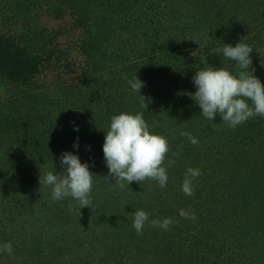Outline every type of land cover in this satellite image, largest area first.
Returning <instances> with one entry per match:
<instances>
[{"label": "trees", "instance_id": "1", "mask_svg": "<svg viewBox=\"0 0 264 264\" xmlns=\"http://www.w3.org/2000/svg\"><path fill=\"white\" fill-rule=\"evenodd\" d=\"M240 42L264 83V0H0V264H264V117L231 128L189 95L202 68L239 71L209 52ZM137 112L168 140L164 188L105 179L111 118ZM64 152L90 165L89 207L39 183ZM139 209L175 222L138 235Z\"/></svg>", "mask_w": 264, "mask_h": 264}, {"label": "clouds", "instance_id": "2", "mask_svg": "<svg viewBox=\"0 0 264 264\" xmlns=\"http://www.w3.org/2000/svg\"><path fill=\"white\" fill-rule=\"evenodd\" d=\"M253 50L250 45L242 42L236 46L223 44L220 49L210 50L209 54L220 55L222 53L225 58L235 62L239 71L233 74L225 68L210 66L196 72L193 83L197 91L189 95L202 109L204 117L214 121L219 114L221 120L231 128L245 123L254 116L264 117V83L255 75L256 68L253 67L250 55ZM260 54L264 57V54ZM260 64L264 66V58L260 60ZM128 84L132 91L139 94L144 86V82L137 76L133 80H128ZM140 99L142 107L147 109L148 105L153 102L150 96L140 95ZM76 130L78 131V128ZM105 132L103 152L109 169L108 175L105 176L108 182L110 178H114L116 181L114 185L121 189L125 188V181L129 186L133 181L141 184L146 179L157 181L161 188L167 186L169 176L166 167L162 165L169 152V143L164 136L150 133L143 113L113 115L110 128ZM181 135L187 137L193 145L199 143L198 139L189 132H182ZM74 147L78 149L79 144H74ZM172 155L179 154L173 153ZM59 160L65 169L62 175L49 171L40 176V185L53 186L54 200L72 197L78 202L80 209L89 207L94 177L89 170L90 165L82 163L80 157L72 152L62 153ZM174 162V160H169L167 167H171ZM201 174L199 169L191 167L187 169L182 184V191L185 195H194L193 180ZM132 215L134 216L133 228L138 235L142 234L146 223L167 231L175 222L172 218L150 221V214L143 209L136 210ZM179 215L183 218L196 219L194 213L184 209H180ZM0 252L11 255L13 253L12 243H4L0 246Z\"/></svg>", "mask_w": 264, "mask_h": 264}]
</instances>
